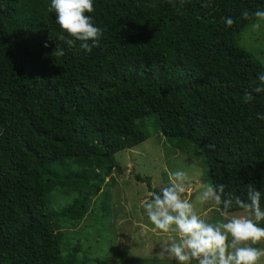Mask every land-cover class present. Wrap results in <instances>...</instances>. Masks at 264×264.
I'll return each instance as SVG.
<instances>
[{"label": "trees", "instance_id": "obj_1", "mask_svg": "<svg viewBox=\"0 0 264 264\" xmlns=\"http://www.w3.org/2000/svg\"><path fill=\"white\" fill-rule=\"evenodd\" d=\"M94 5L104 34L88 52L59 40L51 0H0V264H79L64 223L86 218L149 117L196 147L209 182L245 201L252 183L264 209V93L243 99L264 65L236 42L264 0ZM57 190L75 196L61 211Z\"/></svg>", "mask_w": 264, "mask_h": 264}, {"label": "clouds", "instance_id": "obj_2", "mask_svg": "<svg viewBox=\"0 0 264 264\" xmlns=\"http://www.w3.org/2000/svg\"><path fill=\"white\" fill-rule=\"evenodd\" d=\"M186 2L191 0H168L174 8L183 7ZM51 10L61 29L59 40L68 47L79 42L82 49L91 52L104 34L91 15L95 12L94 0H51ZM253 15L256 22L252 28L259 30L264 22V10ZM244 16L249 18V13L245 11ZM233 23L230 17L226 18L228 27ZM63 54L59 47L54 52V55ZM254 93H264V74L252 82L251 91L244 94V102H251ZM257 117L264 119V114L257 113ZM192 192L196 193L194 200L189 197ZM246 192L245 201L226 191L223 183L207 182L193 187L187 171H170L167 184L159 191L149 192L141 202L155 229L175 234L170 243L161 245L159 255L176 264H262L264 247L258 246L264 242L262 192L252 183L246 185ZM197 204L215 206L219 218L212 221L203 218L196 211Z\"/></svg>", "mask_w": 264, "mask_h": 264}, {"label": "rangeland", "instance_id": "obj_3", "mask_svg": "<svg viewBox=\"0 0 264 264\" xmlns=\"http://www.w3.org/2000/svg\"><path fill=\"white\" fill-rule=\"evenodd\" d=\"M254 23L242 31L236 42L264 65V22L259 30L252 28ZM144 128L149 139L115 155L120 171L114 172L108 180L110 187L94 199L86 218L76 224L64 223L67 227L64 255L77 249L79 264H176L159 255L161 245L170 243L175 234L155 229L141 202L152 189L159 191L167 184L170 171H187L196 185L209 182L207 166L195 146L181 150L175 146L176 141L164 137L154 117L146 118ZM195 195L190 193V199L194 200ZM74 197L57 190L50 197V206L61 211ZM196 211L210 221L219 218V212L211 204H197ZM258 246L264 247V242Z\"/></svg>", "mask_w": 264, "mask_h": 264}, {"label": "water", "instance_id": "obj_4", "mask_svg": "<svg viewBox=\"0 0 264 264\" xmlns=\"http://www.w3.org/2000/svg\"><path fill=\"white\" fill-rule=\"evenodd\" d=\"M197 185L196 184H193V187H196Z\"/></svg>", "mask_w": 264, "mask_h": 264}]
</instances>
